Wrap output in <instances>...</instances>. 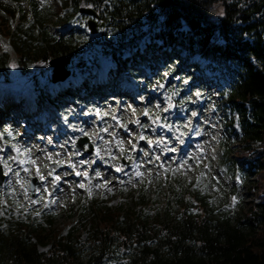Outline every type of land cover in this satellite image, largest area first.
<instances>
[{"label":"trees","instance_id":"16d2710c","mask_svg":"<svg viewBox=\"0 0 264 264\" xmlns=\"http://www.w3.org/2000/svg\"><path fill=\"white\" fill-rule=\"evenodd\" d=\"M13 1L17 7L0 4V32L13 49H0V87H29L36 99L33 113L50 106L63 111L68 98L87 101V93L99 95L100 87L111 91L122 73L137 88L150 86L140 70L146 66L163 82L160 72L166 71L163 86L178 107L190 95L183 87L198 85L187 70L198 54L207 61L201 69L228 114L220 161L228 173L238 169L248 193L259 196L229 210L186 190L154 214L145 209L144 192L132 205L114 208L85 196L87 205L80 203L70 213L78 215L80 225L65 233L51 210L30 223L0 204V264H264V0H63L55 13L38 0L27 1L29 10L23 0ZM82 6L92 7L99 23L104 21L96 34L86 28ZM54 16L64 33L50 29ZM79 20L83 27L74 28ZM68 56L85 57V67L76 65L81 58L67 64L70 75L80 79L52 89L41 84L46 72L51 80L49 61ZM104 58L111 66L100 86L92 78ZM180 58L187 64L179 68ZM175 77L179 81L173 85ZM198 87L205 90L201 83ZM25 110L19 103L18 112ZM230 136L239 141L236 150ZM2 137L10 145L18 140L6 132ZM5 195L11 206L17 203L11 193Z\"/></svg>","mask_w":264,"mask_h":264},{"label":"rangeland","instance_id":"374dc122","mask_svg":"<svg viewBox=\"0 0 264 264\" xmlns=\"http://www.w3.org/2000/svg\"><path fill=\"white\" fill-rule=\"evenodd\" d=\"M27 1L24 0L22 5L24 9L29 10ZM62 1L38 0L40 6L51 13L56 12ZM0 4L17 6L12 0H0ZM84 17L86 23L89 16ZM55 20L57 18L54 16L50 29L58 34L64 33L66 29L57 25ZM83 22L75 21L74 28L83 27ZM100 29L98 26V30ZM0 49L8 53L13 52L8 40L2 36ZM181 50L180 57L183 54V49ZM13 56L15 59V54ZM79 58L84 60L85 57ZM79 58H70L67 64ZM191 59L198 66L205 63V60L196 54ZM184 62L180 58L177 64ZM110 66L108 59L101 60V68L92 81L103 84L105 73ZM140 70L145 73L147 67L141 66ZM193 70V74L200 76L202 82L212 89L211 92H215V87L204 71L196 66ZM167 78L166 74L165 83ZM77 79L78 77L70 76L59 84L65 85ZM117 79L115 89L109 95L91 97L88 93L91 101L88 99L87 103L68 98L65 100L66 114L50 106L41 110L39 116L29 119L22 118L15 107L21 102L29 113L36 102L34 92L29 87L22 90L0 87V120L7 118L5 126L2 128L0 125V162L5 172V181L0 187V204L8 206L14 214L20 215L30 223L36 217L40 219L43 210H51L56 214V226L62 228L65 233L71 226L80 225L78 215L70 216V213L71 210H76L80 203L87 205L85 196L114 208L132 205L144 192L148 198L145 209L152 214L165 208L169 199L174 200L183 193L185 195L186 190L199 192L210 199L216 208L229 210H236L241 202L257 200L259 193H248L241 179L233 178L220 161L224 150L222 141L228 136L224 124V118L228 114L224 110L221 113L215 109L214 103H219V95L215 94L214 100H209L204 105V95L196 89L194 94L190 93L187 98L190 109V114H187L185 106H176L175 112L172 108L175 106L169 101L170 95H167L163 82L157 77L151 78L149 88L141 89L127 82L122 75ZM185 82L186 80L183 81ZM40 83L49 88L56 86L48 79V72L42 74ZM183 88L187 90V87ZM129 111L133 114H128ZM177 114L181 116L179 122L173 117ZM231 116L236 115L231 113ZM84 117L90 119L91 126L85 124ZM69 118L72 119L71 122L68 121ZM41 121L59 129L60 138L55 150H48L46 145L40 147L35 142L34 135L41 134L40 131L25 134L30 122L41 124ZM119 126H129L133 135H122ZM12 130L16 135H13ZM2 132L18 138L14 146L9 147L3 142ZM66 133L70 138L69 143L75 142L80 136H87L94 145L93 153H85L83 158H79L82 151L73 153V156L76 155L73 159L72 152L64 148L63 136L68 137L65 136ZM229 140L232 142V148L236 150L239 141L232 136ZM47 142H52L51 136ZM154 158L159 160L158 168L151 165V159ZM66 164L73 165L74 170L81 175V181L68 178ZM112 167L124 170L121 184L114 181L113 171L110 169ZM32 177L37 178L34 195L29 189ZM4 191L11 193L17 203L11 206L6 196L2 197ZM79 228L83 231L82 227ZM40 248L46 249V246L40 245Z\"/></svg>","mask_w":264,"mask_h":264},{"label":"water","instance_id":"95a60500","mask_svg":"<svg viewBox=\"0 0 264 264\" xmlns=\"http://www.w3.org/2000/svg\"><path fill=\"white\" fill-rule=\"evenodd\" d=\"M80 12L82 14H86L89 16V18L87 19V27L90 33L92 34L97 33L98 26L104 25L103 21L101 22V24H98L99 15L92 7L82 6L80 8ZM69 60H70V56L53 58L49 61L48 65L52 68L51 78L53 82L65 81L70 76V70L67 69L66 67ZM77 66H80V63H77ZM85 142L89 143V148L86 151L92 152L93 145L89 142L87 137L82 138L78 141L77 149H82ZM4 179H5V174L3 172V166L0 163V185H2ZM34 184H35V179L33 178L30 184L32 191H34Z\"/></svg>","mask_w":264,"mask_h":264},{"label":"bare ground","instance_id":"6f19581e","mask_svg":"<svg viewBox=\"0 0 264 264\" xmlns=\"http://www.w3.org/2000/svg\"><path fill=\"white\" fill-rule=\"evenodd\" d=\"M68 144H69L70 146H74V144H73V143H71V142H70V143L68 142ZM116 169H118V168H116Z\"/></svg>","mask_w":264,"mask_h":264},{"label":"snow or ice","instance_id":"6c2138e0","mask_svg":"<svg viewBox=\"0 0 264 264\" xmlns=\"http://www.w3.org/2000/svg\"><path fill=\"white\" fill-rule=\"evenodd\" d=\"M81 187H83V185H81Z\"/></svg>","mask_w":264,"mask_h":264}]
</instances>
